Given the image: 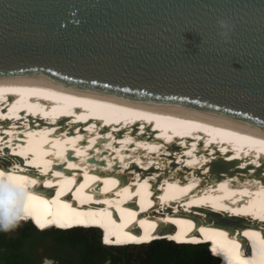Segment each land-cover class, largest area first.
I'll use <instances>...</instances> for the list:
<instances>
[{
  "label": "bare ground",
  "instance_id": "obj_1",
  "mask_svg": "<svg viewBox=\"0 0 264 264\" xmlns=\"http://www.w3.org/2000/svg\"><path fill=\"white\" fill-rule=\"evenodd\" d=\"M0 172V221L264 264L263 139L0 79Z\"/></svg>",
  "mask_w": 264,
  "mask_h": 264
},
{
  "label": "water",
  "instance_id": "obj_2",
  "mask_svg": "<svg viewBox=\"0 0 264 264\" xmlns=\"http://www.w3.org/2000/svg\"><path fill=\"white\" fill-rule=\"evenodd\" d=\"M0 79L264 140V0H0Z\"/></svg>",
  "mask_w": 264,
  "mask_h": 264
},
{
  "label": "trees",
  "instance_id": "obj_3",
  "mask_svg": "<svg viewBox=\"0 0 264 264\" xmlns=\"http://www.w3.org/2000/svg\"><path fill=\"white\" fill-rule=\"evenodd\" d=\"M50 229L29 220L0 230V264H43L45 259L53 264H221L208 245L154 241L135 259L133 246L139 245L111 244L100 228Z\"/></svg>",
  "mask_w": 264,
  "mask_h": 264
},
{
  "label": "rangeland",
  "instance_id": "obj_4",
  "mask_svg": "<svg viewBox=\"0 0 264 264\" xmlns=\"http://www.w3.org/2000/svg\"><path fill=\"white\" fill-rule=\"evenodd\" d=\"M36 224L39 226V224L36 222ZM40 227V226H39ZM41 228V227H40ZM43 229V228H42ZM54 229H57L56 227H54L53 229H50L51 231L54 230ZM92 229H95V228H92ZM47 230V229H46ZM101 230V228H100ZM102 233L104 234V230H101ZM105 235V234H104ZM106 241V240H105ZM182 244V243H181ZM181 244H178V245H181ZM183 244H187V243H183ZM144 246H149V245H140L138 247L136 246H133V249L135 250L134 252V255H133V258H137L142 252H144V249H147V247H144ZM121 247H125V246H121ZM211 248L213 249V247L211 246ZM131 249V250H133ZM222 261V260H221ZM44 264H52V262H48V261H45ZM222 264V262H221Z\"/></svg>",
  "mask_w": 264,
  "mask_h": 264
},
{
  "label": "clouds",
  "instance_id": "obj_5",
  "mask_svg": "<svg viewBox=\"0 0 264 264\" xmlns=\"http://www.w3.org/2000/svg\"><path fill=\"white\" fill-rule=\"evenodd\" d=\"M221 26L222 27L224 26L223 22H221ZM16 226H17V222H11V223H9V222L0 221V230H3V231H10L13 228H15ZM40 231H42V230H40ZM116 247H118V246H116Z\"/></svg>",
  "mask_w": 264,
  "mask_h": 264
},
{
  "label": "snow or ice",
  "instance_id": "obj_6",
  "mask_svg": "<svg viewBox=\"0 0 264 264\" xmlns=\"http://www.w3.org/2000/svg\"><path fill=\"white\" fill-rule=\"evenodd\" d=\"M69 167H74V165H69ZM55 174H56L57 176H59L61 173H60V172H56ZM2 175H4V173H3V172H0V176H2ZM11 222H13V220L10 218V219H9V223H11ZM244 235L247 236L248 233L245 232Z\"/></svg>",
  "mask_w": 264,
  "mask_h": 264
},
{
  "label": "flooded vegetation",
  "instance_id": "obj_7",
  "mask_svg": "<svg viewBox=\"0 0 264 264\" xmlns=\"http://www.w3.org/2000/svg\"><path fill=\"white\" fill-rule=\"evenodd\" d=\"M45 261L52 262V264H53V261H52V260L45 259L44 262H45ZM44 262H43V264H44Z\"/></svg>",
  "mask_w": 264,
  "mask_h": 264
}]
</instances>
